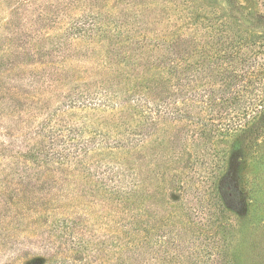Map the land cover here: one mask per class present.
<instances>
[{
    "label": "rangeland",
    "instance_id": "374dc122",
    "mask_svg": "<svg viewBox=\"0 0 264 264\" xmlns=\"http://www.w3.org/2000/svg\"><path fill=\"white\" fill-rule=\"evenodd\" d=\"M230 41L264 62V0H0V264H264L262 129L229 140L161 126L124 166L134 195L118 211L81 175L30 158L100 147L110 117L78 103L103 99L116 69L194 65ZM108 132L110 145L124 137Z\"/></svg>",
    "mask_w": 264,
    "mask_h": 264
},
{
    "label": "trees",
    "instance_id": "16d2710c",
    "mask_svg": "<svg viewBox=\"0 0 264 264\" xmlns=\"http://www.w3.org/2000/svg\"><path fill=\"white\" fill-rule=\"evenodd\" d=\"M234 44L233 41L228 42L227 48L215 49L213 56L194 65L170 55L165 59L167 69L148 66L143 70H113L117 80L103 99L95 103L92 100L78 103V108L82 106L88 116L93 111L96 116L110 117V122L99 132L100 147L96 150L95 146H89L86 138L78 142L80 147H77L80 144H75L73 151L65 154L54 151L43 158L39 156V153L42 154L39 148L38 153H33L31 147L28 152L33 155L30 158L40 169L51 172L69 169L72 175H81L90 183L91 192L99 194L105 205L111 206L113 202L115 211L124 210L123 205H127L134 195L132 177L125 174L124 166L133 154H146L149 142L161 132V126L199 124L200 136L214 135L229 140H246L253 128L264 131V89H258L260 81L264 80V62L258 61V51L243 53ZM205 68L212 71L218 80L202 84V80H198L199 72ZM126 81L132 82L131 88ZM51 86L50 83L48 89ZM76 103H72L73 109ZM196 106L198 112L193 113ZM117 113L122 114V120L116 119ZM108 130L124 134L123 139H117L115 143L113 139L111 145L107 144L105 137H109ZM75 149L78 151L75 152ZM112 149L117 151L112 152ZM21 157L26 160L25 155ZM94 157L106 161L96 167L84 163L83 159ZM108 157L116 158L117 166L108 165ZM51 162L56 168H48ZM82 162L84 165L80 167ZM127 244L129 242L123 245L126 247Z\"/></svg>",
    "mask_w": 264,
    "mask_h": 264
}]
</instances>
